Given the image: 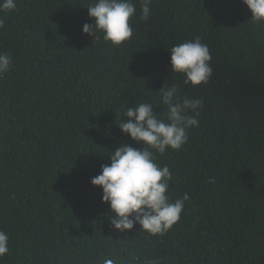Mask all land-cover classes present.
<instances>
[{"label":"trees","instance_id":"1","mask_svg":"<svg viewBox=\"0 0 264 264\" xmlns=\"http://www.w3.org/2000/svg\"><path fill=\"white\" fill-rule=\"evenodd\" d=\"M15 2L0 11L12 59L0 76V264H264V23L242 0H152L147 21L133 0V34L117 46L82 31L95 0ZM196 37L212 75L192 86L170 49ZM165 84L202 101L182 148L154 152L168 195L189 199L163 236L120 232L90 181L122 144L145 147L118 122L141 102L163 114Z\"/></svg>","mask_w":264,"mask_h":264},{"label":"clouds","instance_id":"2","mask_svg":"<svg viewBox=\"0 0 264 264\" xmlns=\"http://www.w3.org/2000/svg\"><path fill=\"white\" fill-rule=\"evenodd\" d=\"M251 12L255 23H264V0H242ZM152 0H140V19L147 21L151 16ZM16 8L15 0H0V11ZM136 13L133 0H95L88 6V15L94 23H85L82 31L93 35L102 32L103 39L113 45H120L133 34L130 19ZM4 20L0 18V28ZM209 47L199 37L174 45L170 49V65L174 73L183 76L184 84L192 86L207 83L212 75ZM11 56L0 52V76L10 70ZM159 104L163 114L154 111L152 103L141 102L126 107V120L118 122L124 134L143 149L122 144L111 151L110 164L101 165L100 174L91 178V183L102 187V202L108 203L113 213L109 216L110 226L127 233L135 224L151 236H163L181 218L189 194L174 201L168 195L171 172L167 166L156 163L155 153L163 155L169 148L179 150L188 141V131L199 126L197 119L202 101L181 96L176 84L162 85ZM191 113V114H190ZM208 181L214 182L213 177ZM9 236L0 230V258L9 253ZM135 260V258H133ZM104 264H114L107 259ZM129 264H132L130 261ZM146 264H161L159 258Z\"/></svg>","mask_w":264,"mask_h":264}]
</instances>
